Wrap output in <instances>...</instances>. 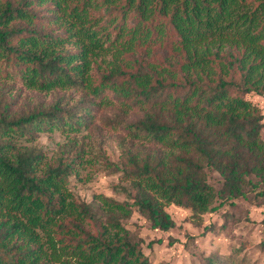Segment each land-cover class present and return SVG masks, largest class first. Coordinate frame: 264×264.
<instances>
[{
  "label": "trees",
  "instance_id": "16d2710c",
  "mask_svg": "<svg viewBox=\"0 0 264 264\" xmlns=\"http://www.w3.org/2000/svg\"><path fill=\"white\" fill-rule=\"evenodd\" d=\"M251 93L264 95V0H0V264H151L122 223L134 212L165 231L172 204L200 225L248 191L264 203ZM103 127L120 131L116 162L38 144ZM92 161L130 201L74 194ZM240 252L206 264H251Z\"/></svg>",
  "mask_w": 264,
  "mask_h": 264
},
{
  "label": "rangeland",
  "instance_id": "374dc122",
  "mask_svg": "<svg viewBox=\"0 0 264 264\" xmlns=\"http://www.w3.org/2000/svg\"><path fill=\"white\" fill-rule=\"evenodd\" d=\"M25 93L28 92L23 89L21 94ZM246 97L264 113V95L251 93ZM67 98L70 104H74L78 94L68 93ZM24 99L22 101L25 102ZM95 124L100 125L99 120ZM119 136L120 131L109 127L92 131L83 129L76 136L56 130L51 135L40 134L38 144L51 156L58 145L74 139L83 147L85 159L102 151L111 162H116ZM84 165L81 179L71 176L69 182L70 189L80 199L89 202L97 194H102L117 201L131 200L129 183L122 180L119 173L99 162ZM208 181L216 189L221 187V176L212 169H208ZM258 187L264 188L263 184ZM219 201L217 199L215 205ZM260 201L253 191H248L245 197L236 198L234 204L222 205L205 214L200 225L191 221L189 209L172 204L166 207V211L171 215L174 226L165 231L151 227L150 222L137 212L122 223L135 235V240H139L151 264H206L209 258L224 259L238 247L241 248L239 257H245L251 264H264V248L260 246L264 238V203Z\"/></svg>",
  "mask_w": 264,
  "mask_h": 264
}]
</instances>
